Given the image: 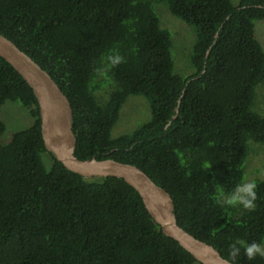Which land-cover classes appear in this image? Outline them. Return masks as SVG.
Instances as JSON below:
<instances>
[{
  "label": "trees",
  "instance_id": "1",
  "mask_svg": "<svg viewBox=\"0 0 264 264\" xmlns=\"http://www.w3.org/2000/svg\"><path fill=\"white\" fill-rule=\"evenodd\" d=\"M162 9L192 27L188 75L174 70ZM263 18L264 0H0V33L70 102L75 156L136 165L171 195L179 226L227 260L237 241H264V181L255 210L217 203L264 143V51L254 30ZM114 53L123 62L108 66ZM130 95L149 101L151 117L113 138ZM6 101L31 123L0 141V264H201L123 179L83 177L46 150L33 91L0 57V114ZM4 129L0 118V136ZM236 264L264 258L248 260L241 248Z\"/></svg>",
  "mask_w": 264,
  "mask_h": 264
},
{
  "label": "water",
  "instance_id": "2",
  "mask_svg": "<svg viewBox=\"0 0 264 264\" xmlns=\"http://www.w3.org/2000/svg\"><path fill=\"white\" fill-rule=\"evenodd\" d=\"M0 57L27 82L37 100L44 147L70 171L83 177L113 176L123 179L141 197L161 231L181 245L201 264H231L212 245L194 237L177 223L171 195L136 165L117 160L79 159L74 154L72 107L52 76L14 42L0 33Z\"/></svg>",
  "mask_w": 264,
  "mask_h": 264
},
{
  "label": "rangeland",
  "instance_id": "3",
  "mask_svg": "<svg viewBox=\"0 0 264 264\" xmlns=\"http://www.w3.org/2000/svg\"><path fill=\"white\" fill-rule=\"evenodd\" d=\"M231 2L236 6L239 0H231ZM161 5L160 3L154 5V10L158 16V7ZM162 12H164L162 15L163 25L169 28L173 33H171V36L173 43L172 55L174 70L180 75H188L192 70L189 57H187V54L189 56L192 50L194 41L192 27L183 21L171 17L166 9H162ZM254 30L255 37L264 51V18L254 22ZM173 40H175V42H173ZM175 43L178 44L177 48L174 46ZM177 49L179 50L177 51ZM258 92L259 94L257 96ZM256 96L258 99L256 107L261 113H264V82L258 85ZM150 117L151 111L149 101L140 95H130L126 98L120 109L118 120L111 129V136L114 138L122 134L130 133L146 123ZM0 118L5 125L4 132L0 136L1 142H7L14 132L26 128L31 123V117L27 110L18 102L12 101H6L3 104ZM261 147H264V143H259V146L258 144H253V152H251L250 158L248 157L249 159L244 163V176L242 182L245 179L264 181V151ZM49 161V156L45 154L44 162L47 164Z\"/></svg>",
  "mask_w": 264,
  "mask_h": 264
},
{
  "label": "clouds",
  "instance_id": "4",
  "mask_svg": "<svg viewBox=\"0 0 264 264\" xmlns=\"http://www.w3.org/2000/svg\"><path fill=\"white\" fill-rule=\"evenodd\" d=\"M123 57L119 53L110 54L106 57L108 66H116L123 62ZM257 182L255 179H245L237 183L229 192L218 190L217 203L228 206H240L244 210L252 211L256 208ZM241 248L248 260L256 257L264 258V242L237 241L229 247V260L231 264H236Z\"/></svg>",
  "mask_w": 264,
  "mask_h": 264
}]
</instances>
